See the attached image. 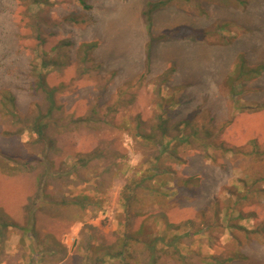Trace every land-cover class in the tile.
<instances>
[{
	"label": "rangeland",
	"instance_id": "374dc122",
	"mask_svg": "<svg viewBox=\"0 0 264 264\" xmlns=\"http://www.w3.org/2000/svg\"><path fill=\"white\" fill-rule=\"evenodd\" d=\"M41 1L0 0V90L20 116L0 103V222L26 225L35 208V233L0 223V264H58L55 241L61 264H264V71L243 74L264 64V0H169L149 26L157 0ZM42 58H58L47 82L60 91L39 138L30 127L48 102L31 65ZM158 161L177 178L171 204L139 188L128 211L124 186Z\"/></svg>",
	"mask_w": 264,
	"mask_h": 264
},
{
	"label": "trees",
	"instance_id": "16d2710c",
	"mask_svg": "<svg viewBox=\"0 0 264 264\" xmlns=\"http://www.w3.org/2000/svg\"><path fill=\"white\" fill-rule=\"evenodd\" d=\"M30 2H42L41 0H27ZM169 0H157V1H150L148 3V9L145 10V14L148 18V26L151 23V18H152V13L167 5ZM96 43L91 42V43H85L82 44V49H84V54L86 56H88L89 54V50L94 49ZM242 61H244L243 58H241ZM57 65L59 64V60L58 58H42L41 61H37L35 60L32 65H31V72H32V76H33V81H34V85H35V89L38 91H41L44 96L45 99L47 100L48 104H47V110L46 112H42V111H38L35 116L33 117V124L30 127L35 133L38 134L39 138H44L46 135V129L49 128L50 126V117L52 116V114L54 113V111L56 109L59 108V105L57 104V99H56V95L57 93L60 91V86H51L48 84L47 82V72H48V68L50 67V65ZM262 71H264V64H258L256 66H248L246 69V72H244L243 74H246V76L248 78H251L253 76H258L259 74L262 73ZM242 74V75H243ZM0 96H1V107L3 109H5V112L7 114H10L13 116L14 121L16 122L17 119L20 117L17 111V106H16V99L14 94L7 90V89H1L0 90ZM186 123V122H184ZM165 125V126H164ZM158 128H160L164 134H167V122H164L163 120H160L158 122ZM177 131L180 132H184L183 128H180V126L177 125ZM22 133L23 129L22 128H18L15 131H6L4 133L6 134H11V133ZM185 133V132H184ZM198 134L197 131L195 129V132L192 133H188L186 136L181 135H176L175 138H179V142L182 143H189L191 142V139H197ZM149 138V136L147 137ZM161 143H163L162 141H160ZM163 152H167L171 147H170V141L163 143ZM1 153V152H0ZM2 155V154H0ZM7 155V154H6ZM170 157H173V159L177 160L178 162H183L184 159L179 156L178 154H176L175 151H171ZM162 155H159L158 158L160 160ZM7 158H11L10 155H7ZM3 159V158H2ZM13 160V158H11ZM87 160H84V162ZM82 162V163H84ZM19 163V162H18ZM29 160H24L22 162L23 167H30L29 164ZM87 163V162H85ZM84 163V164H85ZM21 165V164H20ZM171 170L170 167L168 166H164L163 163H160V161H158L157 163H152L151 165H149L148 167H142L141 169L137 170L136 172V176L134 178H132L130 180V182H128L125 186H124V192H123V203L124 206H126L127 210L130 211V209L133 207V200L137 199L136 196V190L141 188L143 191H147L150 193L152 197V199H147L145 198L143 201H150L151 203H158L160 205V207H165V206H169L171 203L168 200L169 197V193L170 191H172L173 187L169 185V182L171 180H175L177 179L176 177L172 176L171 174ZM196 181V176H189L187 178H182L180 180H176V184L174 185V188H178L180 186L183 187H191V184H193ZM162 187H166L167 190H160L162 189ZM90 196H80L77 198L76 202L78 203H82L85 201H89ZM142 207H145L146 204L144 202H142L141 204ZM28 209V219H27V224L26 225H18L14 222H9V221H2L0 223H2V225L4 227H9V226H16L19 227L20 229H22L24 231V233L30 232V233H35V222H34V210L35 208H27ZM136 215L140 216L142 215V213L136 212ZM144 225V222L141 225ZM172 225V224H170ZM140 228V230H141ZM141 234V231L139 232V235ZM133 236H129L128 238L126 237V239L124 238V240L121 242V249H113L112 246H105L108 248V252L106 253L107 255H109L110 257H119L123 252L125 247L128 246V239H132ZM140 236H138V234L135 235L134 240L139 241ZM179 237V235L175 236V239H177ZM51 247L48 248V250H50L53 254L58 253L61 249L64 251L63 252V256L59 259L60 261H62L63 259L66 258L67 255V250H66V246H64L63 243L55 241L53 244L50 245ZM54 247V248H53ZM178 256L180 258L179 261H185L184 256H182L181 252L178 250ZM235 257H238L239 254L234 255ZM155 257V256H154ZM212 257V260H210L208 262V264H225L226 261L222 260V259H218ZM157 258H154V261H156ZM233 260V259H231ZM59 261V262H60ZM105 260H101L99 262H102ZM187 264V263H186Z\"/></svg>",
	"mask_w": 264,
	"mask_h": 264
},
{
	"label": "crops",
	"instance_id": "0c3cea01",
	"mask_svg": "<svg viewBox=\"0 0 264 264\" xmlns=\"http://www.w3.org/2000/svg\"><path fill=\"white\" fill-rule=\"evenodd\" d=\"M66 260H67V257L65 259H63L62 261H60L58 264H61V263H63Z\"/></svg>",
	"mask_w": 264,
	"mask_h": 264
}]
</instances>
